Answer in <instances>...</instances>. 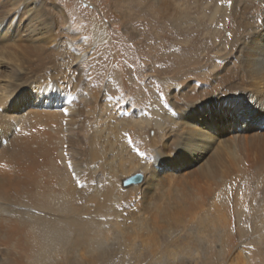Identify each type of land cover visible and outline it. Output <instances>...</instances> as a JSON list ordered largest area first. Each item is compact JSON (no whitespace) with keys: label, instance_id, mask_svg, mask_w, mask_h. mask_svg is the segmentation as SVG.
<instances>
[{"label":"bare ground","instance_id":"1","mask_svg":"<svg viewBox=\"0 0 264 264\" xmlns=\"http://www.w3.org/2000/svg\"><path fill=\"white\" fill-rule=\"evenodd\" d=\"M142 1L151 8L156 4L158 13L163 17L171 18L176 23L191 18L187 10L175 4L174 0ZM35 2H40V4L35 6L33 5ZM218 2L221 4L219 5ZM44 5L42 0L33 2L28 0L24 10L37 12ZM204 17L207 16L204 15ZM226 18H228V22H225L222 27V22ZM213 19V45L214 54H216L214 57L220 60L218 65L215 64L216 62L214 63V75L209 78L191 80L187 78V81L179 80L176 83L168 78H162L169 106L161 114L162 120L158 123L152 121L150 113L138 114V111L131 107L127 110L130 115L121 117L120 115L127 108L117 101L109 102L110 110L95 121L100 123L99 128L96 129L104 131L101 130V127L105 125L108 131L107 134L101 135L105 136L101 139L104 143H99V145L100 139H94L93 142L87 139L84 121L79 120L83 117V111L80 108H75L74 99L66 92L69 88L67 87L66 90L65 87H61L59 80L24 78L21 76L22 74L18 73L19 69L10 66L7 67L11 69L10 75L13 76L1 78L5 71H0V264H84L81 259L79 262L74 260V253L79 249L83 250V253L91 248L95 250V255L96 252H105L103 241H107L108 237L103 241L92 239L93 236L99 234L105 237L103 236L104 231L101 230L104 227L99 229L98 223L92 219L105 223V214L103 213L105 212L107 216L110 212L107 207L110 204L109 200L121 191L118 179L126 173L129 175L138 165L132 158L135 164L128 163L126 165L129 167L128 170H125L123 165L117 168L119 165L117 166L115 163H111L112 166L109 167L106 161L110 162L113 156L110 152V154L103 153L105 150L103 145H107L108 138L111 147H115L116 151L121 150V147L123 150L132 148L139 151L136 152V155L147 156V159L144 160V156L138 155L140 156L139 164L146 165L148 174L145 178L144 189H138L142 200L137 198L136 201L150 204V207L148 205L149 215L152 216L151 212L155 210L156 213L153 216L155 219L160 218L163 222L165 220L173 221L171 225L178 224L180 222L178 218L181 217L179 210L185 211L190 208V204L186 202L191 201L193 207L200 205L199 202L198 204L193 202L186 187L182 185L190 173L188 172L187 175L184 173V175L180 172L181 170L187 171L190 167L196 168V171L193 169L196 174L195 180L202 179L206 186L201 189L195 188L194 192H198V195L206 197V195H210L209 192H214V194L218 192V202H214L217 206L215 209L217 220L211 223L214 224L212 227L203 228L201 235L198 234L200 236L195 239V259L192 264H264V186L261 185L258 194L257 191L254 193L248 187L243 188L241 193L236 196L235 203H238V207L231 203L233 208L230 207L229 210L226 206L227 203H230L227 199L228 196L221 191V184L231 177L230 171L235 172L239 178L249 177L250 173L254 175V178L257 176L264 178V0H214V11L210 20ZM21 24V22L18 23V27ZM4 31L8 30L3 29L0 33H5ZM175 33L177 32L175 31ZM7 36L8 34H5L2 38ZM195 42H197L196 39L190 41L188 44L190 49L196 44ZM4 54L7 53L0 52V57ZM43 55L45 56V54ZM10 56L11 63L17 65V55ZM205 57L201 58V62L200 59L197 62L202 64ZM162 58L164 57L162 56ZM175 58L178 62L175 72L179 73L188 62L191 64L193 60L188 58V62L183 66L182 57ZM194 61L196 60L194 59ZM91 89L93 90V87ZM95 98L97 101L98 98L96 96ZM91 105H94L93 100ZM138 116L140 117L137 118ZM58 119L61 122L60 128H58ZM123 119L135 123L131 127L137 128L135 130L139 132H145L148 126L155 124L160 129L162 144L158 142L153 144L155 147L159 144L161 149L157 150L153 147L150 151H146L142 147L144 144L136 140L135 133H130L125 127L124 129L129 132L128 136L122 132V134L113 136L114 138L110 136V131L116 130L117 125H120ZM18 127H20L19 132L17 131ZM56 132L58 136L55 135ZM58 137L63 144L61 155L65 160L64 175L60 180H58L60 177L59 157H57L54 141ZM3 140L7 141L6 145H3ZM107 146L109 147V145ZM141 147L143 150H140ZM121 154L123 153L121 152ZM108 155L111 158H108ZM90 157L100 161L101 175H106L105 172L108 170L110 172L108 174L109 181L102 184L106 190L103 194H90L91 183L89 184L85 178L87 162ZM135 160L137 159L135 158ZM143 178L142 175L133 176L128 179L126 184L138 185ZM91 182L97 183L95 176ZM168 186L171 189L166 191ZM167 192L168 194L173 193V196L166 198ZM129 193L131 192L129 191ZM179 193H181V197H174ZM91 202L96 204L94 207L96 213L93 215L94 212L91 209L92 215L88 216ZM135 204L133 203L132 206ZM145 208L147 207L145 206ZM148 211H146L147 215ZM170 211H173V214H168ZM132 213L134 214V212ZM235 215L237 220L234 219ZM87 220L92 221L88 222ZM110 221L112 222V220ZM75 226H79L78 231L74 230ZM157 227L160 229L159 225ZM162 227L169 229L170 226L162 225ZM150 233L152 234V232H146L149 235ZM150 236L148 237L150 238ZM108 239L110 240V236ZM161 240L164 242L165 238L164 240L161 238ZM166 240L169 241V239ZM181 242L176 241L172 245L175 249L165 252L168 257V262L165 260L166 264H185L184 260L179 259L181 256L177 257L180 250L186 248L178 245ZM114 243L112 242V244ZM185 243L187 246V240ZM20 246V249L24 248L29 255L27 262L22 256H12L15 253L13 249ZM61 252L65 254L62 255ZM113 252L114 250L107 254ZM80 255L84 258L81 253ZM170 257L173 259H169Z\"/></svg>","mask_w":264,"mask_h":264},{"label":"rangeland","instance_id":"2","mask_svg":"<svg viewBox=\"0 0 264 264\" xmlns=\"http://www.w3.org/2000/svg\"><path fill=\"white\" fill-rule=\"evenodd\" d=\"M33 1L29 0V2ZM42 1L45 5L40 8V10H37V12H34L33 10H28V13V11L26 12L24 10L25 5L28 3V0H0V31L2 32V30L5 29L8 30L10 33H13L10 34L8 31H4L5 33L2 34L0 33V52L7 53L4 54V56L0 57L2 59H0V71H5V77L1 76V78H9V75L11 74V69L7 66H10L15 69H19L18 73L22 74L21 76H24V78H46V80H48L49 78H53L52 80H59L61 87H65L66 90L69 88L67 91H65L68 93L69 96L72 97V99H74V105L76 106L75 108H80V110L83 111L82 119H78L84 121V129L86 130V133L88 135L87 139H89L90 142H93L94 139H100L98 145L99 143H104L101 139L105 136L101 135H105V133L107 134L108 131L105 125L101 127V130L104 131H99L98 129H96L99 128L100 123L95 121H97L98 118H101L102 115H106L108 110H110L109 102L117 101L122 106L127 108L126 111L120 115L121 117H126L130 115L128 114L127 110H129L131 107L134 110L138 111V114L147 112L150 113L152 121L154 123H158L162 120L161 114L169 106V100L166 88L162 82V78H168L171 81H174V83L179 82V80L182 82L184 80L187 81L188 79L191 80L195 78H209L214 75V63L216 62L215 64L218 65V62L220 61L217 57H214L216 55L214 54L213 45L214 19L210 20V17H212V13L214 11V0H174L173 2L181 7H184L187 10L189 16L191 17L188 18V20L185 19L184 21L178 23L174 22L171 18L163 17V15L158 13V7L156 4L152 5V8L156 9H152L151 6H149L142 0ZM138 3L140 5V8ZM38 4H40V2L33 3V5L35 6H37ZM218 4L220 5L221 3L218 2ZM139 10L140 15L138 13ZM148 10L152 12V14H150ZM204 15L208 18H203ZM20 22L22 24L20 25V27H18V23ZM225 22H228V18L224 19V22H222L221 25L222 27ZM221 26L219 27L221 28ZM35 28L37 29L35 30ZM175 31L177 33H175ZM5 34H8V36L6 38H2ZM195 39L197 42H195L196 44L193 46V48L190 49L188 44L191 40ZM1 40L3 43L1 42ZM221 47L224 48L223 46ZM14 50H16L17 53L14 52ZM52 50H54L55 52ZM12 54H14V56L17 55V65L11 63L10 55ZM43 54H45V56ZM51 55L53 58L51 57ZM162 56L164 58H162ZM178 56L182 57V64L184 63L183 66H185V63L188 62V58L193 59L192 63L189 64L188 62L186 66L182 68V71H180V73L175 72V68L178 67V62L175 57ZM34 57L35 60H33ZM203 57H205L204 62L202 64H199L201 62V58ZM3 59H5L6 61ZM194 59L196 61H194ZM199 59L200 62H197L199 61ZM26 64L27 66H25ZM5 68L8 69L6 70ZM12 76L13 75H10V77ZM160 82L162 83V85ZM65 84L68 86H66ZM92 87L93 90L91 89ZM84 88L86 89L84 90ZM94 92L96 94L95 96L98 98L97 101L94 96ZM89 100L91 101L89 102ZM92 100L94 102V105H91ZM95 104H98V107ZM101 107H103L102 110ZM139 117L140 116H138L137 118ZM59 122L60 120L58 121V128H60L61 126V122ZM65 124L66 122L64 121V125ZM134 124L135 123H133L132 121L127 122L123 119L120 125H117L116 130H112V132L110 131V136L113 137L122 133L128 136L129 132H133L132 134L135 133L134 135H136V140L144 144L142 145V147L146 151H150L151 148L155 147V145L153 144L155 142L162 144L160 129L156 127L155 124L150 125L151 127L148 126L145 132H139L138 130L137 132L135 130L137 128L131 127V125ZM124 127L129 132H127ZM131 128L133 129L131 130ZM17 131H20V127H18ZM55 135L58 136V133L56 132ZM54 141L56 145V152L58 155L57 157H59L58 161L60 167V177L58 178V180H60L64 175L63 167L65 165L64 157H62L61 155V148L63 144L59 137L55 138ZM159 144H157L155 147L157 150L161 149L159 147ZM107 145H109V147ZM107 145H103L105 149L103 153L106 154V152H110L113 156L112 159H110V162L106 161L107 164H109V167L112 166L111 163H115L117 166L119 165L117 168H120V165H123V167H125V170H128L129 167H126L128 163L135 164L134 161H136L138 165L136 166L137 168L133 172H129V175L128 173H122L125 175L118 179V185L119 189L121 188V191L118 193L119 195L116 194L109 200L110 204L107 207L109 208L110 212L107 214V216L105 212L103 213L105 214L104 220L106 224L102 221H96L95 219H92L93 221L98 223L99 229L104 227L101 230L105 233L107 232V234H104L103 232V236L105 237H102L101 234H99L97 236L95 235V237L93 236L92 239L95 238V240L99 239L103 241L104 239H106L107 237L109 238L110 236L111 242L108 238L106 239L107 241H103L105 252H96L95 255V250L91 248L90 249L93 252L90 249H87L82 253L83 250L81 251V249H79L77 252L74 253V260L79 262V260L81 259L84 264H166L168 262V257L165 252H167L168 250H174L175 248H173L172 245L176 241H182L178 245L186 248L183 249L184 251L181 249L180 254L177 255V257L181 256L182 258L180 257L179 259L184 260L185 264H192L195 259V239L201 235V233L203 232V228L212 227V225L214 224L211 223H214V220H217V211L215 210L217 206H215L214 202H218V192L216 194H214V192H209L210 195H206V197H204L205 195H198V192L195 193V188L201 189L205 188L206 186L202 179L197 180L199 182L195 180L196 168L189 166L190 168H188L187 171H180L183 174L186 173V175L188 174V172L190 173V176L186 178V181L182 185L186 187V190L190 194L193 202L196 204H198L199 202L200 205H196L193 207L191 201L186 202L190 204V208L185 211H183L182 209L179 210V212L181 213V217L178 219L181 223L179 222L178 224L174 223L173 225H171V222L173 221L165 220L163 222L160 218L155 219V217H153L156 213L155 210H152V216L149 215L148 205L150 207V204H145L143 201H136L138 199L142 200L141 193L138 189H144L146 184L145 178L148 174V169L146 165L144 163L139 164L138 159L140 158V156H144L145 160L147 159V156L142 154H138L140 156L136 155V152L138 153L139 151L133 150L132 148H129L130 150H123V147H121V150L116 151L117 149L115 147H111V142L109 141V138L107 140ZM142 147L140 148V150H143ZM113 150L116 152H114ZM121 152L123 154H121ZM121 157L125 159L123 160V158ZM108 158H111L110 155H108ZM132 158L134 159V161ZM135 158L137 160H135ZM92 159L93 157H90L88 159V168L87 173L85 175L86 181H88L89 184H92H90V194H103L106 190L104 189L105 186H103L102 184H104L105 181H109L110 176L108 177V174L110 172H108L109 170L105 172V174L107 173L106 175H104L105 177L101 175L102 171H100L101 169H99L101 168L99 167L101 166L99 163L100 161ZM92 164L95 165L93 166ZM230 174L231 177H229L228 180L223 182L224 184H221V191L228 196L227 199L230 202L226 205L227 210H229L230 207L233 208V205L238 207V203H235L236 196L241 193V190L243 188L248 187L252 190V192L254 191V193L255 191H257L258 194L261 189V185L262 187L264 186V178L262 176V178L258 176L254 178V175L250 173L248 174L249 177L246 176L239 178V176L233 171H230ZM140 175L144 176L140 184L133 186L126 184L128 179H130L131 177ZM94 176L96 178L97 183H99L100 185L91 182ZM212 188L214 189V186ZM169 189L171 188L168 186L166 188V191H168ZM129 191L132 194L129 193ZM137 194L140 196H138ZM172 196L173 193L168 194L167 192L166 198ZM176 196L181 197V193L174 195V197ZM129 197L131 198L129 199ZM121 199L123 200V202L125 201L124 204ZM111 201L114 203H112ZM116 202L119 203L117 204ZM133 203L136 204L132 206ZM142 203L143 206L145 205L147 208H145V206H141ZM89 205L90 211H88V216H91L92 212H94L93 215H95V202H91ZM116 205H118L119 207H117ZM198 206L200 207L197 208ZM91 209L93 210L92 212ZM146 211H148V215ZM173 211L168 212V214H173ZM132 212H134V214ZM135 214H137L139 217ZM127 219L129 220L126 221ZM234 219L237 220L236 215ZM92 220L87 221L91 222ZM108 220L109 223H107ZM110 220H112V222ZM120 225L121 227L119 228ZM155 225H159L160 229ZM162 225H165V227H170L169 229H166L163 228ZM75 227L74 230L78 231L79 226ZM146 227L147 229L145 230ZM119 229L122 231H120ZM146 232H152V234L150 233L151 236L149 234H146ZM147 235L150 236L153 242L149 240L150 238ZM98 236L101 238H99ZM186 237L190 238L187 239ZM161 238L163 240L164 238L165 240L169 239V241L167 242L166 240L167 243L165 242V240L164 242H162ZM185 240H187L188 242L187 246H190L188 247L189 249L186 246ZM112 242L115 243L112 244ZM158 244L161 246H159ZM17 248L13 249L15 253L12 256H22V258H24V260L27 262L29 257L28 253H26L27 251L24 248L20 249L21 246ZM111 248L114 250V252L109 254V256L107 253L109 251H113ZM24 251L25 253H23ZM61 253L62 255L65 254L64 252ZM80 253L84 256V258L80 255ZM89 254L91 255V257ZM169 259L173 258L170 257Z\"/></svg>","mask_w":264,"mask_h":264}]
</instances>
